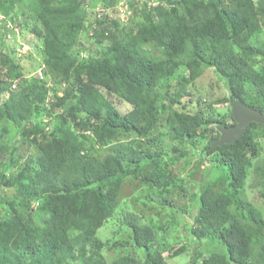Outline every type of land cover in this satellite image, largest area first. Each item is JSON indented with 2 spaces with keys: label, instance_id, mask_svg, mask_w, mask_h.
Returning a JSON list of instances; mask_svg holds the SVG:
<instances>
[{
  "label": "trees",
  "instance_id": "1",
  "mask_svg": "<svg viewBox=\"0 0 264 264\" xmlns=\"http://www.w3.org/2000/svg\"><path fill=\"white\" fill-rule=\"evenodd\" d=\"M39 1L45 79H31L13 88L14 79L21 76L20 66L10 53L0 55V121L18 126L23 140L39 150L7 174L14 157L8 145L0 143V185L6 187L0 193V264H75L78 259L84 264H107L102 252L107 243L97 232L116 214L128 177L160 187L165 194L162 206L175 207L167 190L173 175L163 178L158 169L142 167L154 158L145 151V138L159 125H168L175 141L208 137L202 151L206 155L218 152V162L230 170L229 185L235 191L244 187L252 157L260 152L255 136L259 128L264 136V124L254 121L234 143L213 148L222 120L174 105L205 67H214L232 96L264 113V64L257 69L253 63L257 57L264 61V43L252 41L264 28V0H180L177 4L168 0L171 6L158 5L153 9L156 13L144 8L137 30L115 35L101 56L82 61L73 51L75 45L83 47L77 39L84 22L79 0H73L69 8ZM104 33L96 30V38ZM179 70L185 72L178 81L180 88L167 103L169 96L159 89V81ZM49 74L66 84L61 95L47 85ZM248 84L256 91L255 99L248 95ZM50 90L54 97L47 106ZM112 95L132 108L122 112ZM219 101L229 102L230 97ZM45 111L54 117L48 130L42 123L33 124ZM230 115L233 120L227 125L236 123ZM88 130L99 143L108 145L104 157L88 146ZM173 150L179 152L177 147ZM190 196L196 198V210L185 232L199 248L189 264H264V242L254 245L264 234L263 211L248 201L243 202L245 213L234 210V195L209 184ZM122 224L143 256L126 253L111 264H169L156 245L155 228L142 222L139 213L125 212ZM118 244L122 245L116 241L108 247ZM187 250L183 244L169 255Z\"/></svg>",
  "mask_w": 264,
  "mask_h": 264
},
{
  "label": "rangeland",
  "instance_id": "2",
  "mask_svg": "<svg viewBox=\"0 0 264 264\" xmlns=\"http://www.w3.org/2000/svg\"><path fill=\"white\" fill-rule=\"evenodd\" d=\"M180 0H172L177 4ZM257 1V0H256ZM53 5L60 7H73V0H51ZM81 10L84 11V22L77 39L83 43V47L75 45L73 51L79 54V59L87 60L91 57H99L112 44L114 36H124L137 30L139 23L144 20L143 9L152 10L162 5L164 8L171 6L168 0H79ZM39 0H0V55L10 53L15 64L20 66L17 70L21 73L18 86L39 76V70L46 72L44 42L38 34L41 23L37 19ZM64 5V6H62ZM102 14L99 17V14ZM157 19V16H155ZM42 27V26H41ZM96 30L104 33L101 39L96 38ZM253 43H264V28L258 31L252 38ZM35 46H32V44ZM159 53L158 50H154ZM257 69H261L264 61L260 57L253 60ZM44 72V73H45ZM182 70L159 81V89L168 95L166 102H170V96L180 88L179 79L183 75ZM48 76L49 87L57 88L61 93L65 83H60L51 74ZM14 79V80H16ZM18 87V88H19ZM51 91V90H50ZM250 99H255L256 91L247 85ZM224 97H233L225 85L220 74L214 67H205L201 76L187 85V90L181 101L174 108L184 111H201L205 117H217L222 120L219 124L231 122V105L229 102H220ZM111 100L122 112L132 108V104L117 96H110ZM0 97V103H1ZM54 117L46 111L34 118L33 124L42 123L50 126ZM72 123H69V127ZM218 130V129H217ZM78 133L83 131L77 129ZM89 137L88 146L94 153L104 157L109 151L108 145L101 144L93 136L91 130L85 131ZM215 133V132H214ZM156 137L155 139H152ZM256 143L260 148L258 155L252 157V163L248 169V177L241 190H233L229 185L231 178L230 170L226 165L218 162L219 153L206 155L202 149L208 143V137L197 136L184 140H172L169 136V126L159 125L154 132L145 138V151L153 154L154 158L142 163L144 170L158 169L163 178L168 174L173 175L171 184L168 186L170 200L175 207L162 206L163 192L160 187H151L141 182L140 178L128 177L120 192L119 206L116 214L109 218L98 229L97 235L107 244L103 249V255L107 264L119 255L134 253L143 256L141 249L136 248L129 239L130 232L122 224L123 214L127 211L139 213L142 222L152 225L157 232L156 245L163 251L169 264H189L196 249L199 248L197 241L185 232L186 223L192 221V212L196 210V198H191L192 192L201 193L209 184L219 191H228L234 195V210L245 213L243 202L248 201L257 206L264 213V136L261 128L255 136ZM0 143H5L13 154L14 162L7 166V174L14 173L32 155L39 153L35 144L23 140L20 128L10 122L0 121ZM175 147L179 152L173 150ZM187 154L179 156L180 152ZM9 158L7 154L5 160ZM159 161V162H157ZM185 189L187 193H185ZM6 187L0 185V193H4ZM38 202L34 203V208ZM184 209L181 212L179 209ZM43 221V219H42ZM121 242L122 245L108 246ZM264 242V234L256 238L255 247ZM187 245L188 250L178 256L169 254L173 248ZM75 264H84L81 259Z\"/></svg>",
  "mask_w": 264,
  "mask_h": 264
},
{
  "label": "water",
  "instance_id": "3",
  "mask_svg": "<svg viewBox=\"0 0 264 264\" xmlns=\"http://www.w3.org/2000/svg\"><path fill=\"white\" fill-rule=\"evenodd\" d=\"M32 46H35V44L33 43ZM230 105L236 123L233 125L219 124L217 126L220 136L212 141L213 148L226 143H234L254 121L264 124V113L245 104L239 98L231 97Z\"/></svg>",
  "mask_w": 264,
  "mask_h": 264
},
{
  "label": "built area",
  "instance_id": "4",
  "mask_svg": "<svg viewBox=\"0 0 264 264\" xmlns=\"http://www.w3.org/2000/svg\"><path fill=\"white\" fill-rule=\"evenodd\" d=\"M101 16H102V14L100 13L99 14V17H101ZM37 78L45 79V73H44L43 69H40L39 70V76ZM47 85H49V83H47ZM12 87L13 88H18V80L17 79L14 80V82L12 84ZM59 94L61 95L62 93L59 92ZM53 97H54V94H53L52 91H50L49 94H48V96H47V99H46V105L47 106H50L51 105V102L53 100Z\"/></svg>",
  "mask_w": 264,
  "mask_h": 264
},
{
  "label": "clouds",
  "instance_id": "5",
  "mask_svg": "<svg viewBox=\"0 0 264 264\" xmlns=\"http://www.w3.org/2000/svg\"><path fill=\"white\" fill-rule=\"evenodd\" d=\"M225 125H227V124H225Z\"/></svg>",
  "mask_w": 264,
  "mask_h": 264
}]
</instances>
